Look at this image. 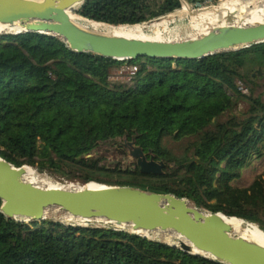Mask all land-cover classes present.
Instances as JSON below:
<instances>
[{
    "label": "trees",
    "instance_id": "trees-1",
    "mask_svg": "<svg viewBox=\"0 0 264 264\" xmlns=\"http://www.w3.org/2000/svg\"><path fill=\"white\" fill-rule=\"evenodd\" d=\"M182 7V0H86L75 11L83 18L73 16L135 26ZM121 65L138 68L129 83L110 80ZM257 66L264 69V43L203 60L119 61L73 52L48 35H0V157L83 186L172 194L264 230V173L249 188L231 186L264 140V102L236 84H254ZM239 102L248 110L222 121ZM168 138L188 140L182 155ZM119 141L164 162L163 173L137 165L125 179H100L101 160L86 156ZM2 204L0 264H220L124 231L8 219Z\"/></svg>",
    "mask_w": 264,
    "mask_h": 264
},
{
    "label": "water",
    "instance_id": "water-1",
    "mask_svg": "<svg viewBox=\"0 0 264 264\" xmlns=\"http://www.w3.org/2000/svg\"><path fill=\"white\" fill-rule=\"evenodd\" d=\"M85 1L0 0V24L17 28L19 32L14 35L36 33L57 37L73 52L119 61L139 58L203 60L264 43V23L220 27L198 38L178 42L95 32L72 20L74 11ZM129 146L141 173H163L164 162H157L154 157L148 159L133 142ZM26 167L16 168L0 157L1 211L8 219L40 222L46 220L49 211L59 210L87 223L132 226L134 231L145 233L174 232L191 245L181 243V250L194 254L195 248L202 254L194 255L220 264H264L263 246L233 235L225 215L206 212L193 206L188 199L96 183L79 189L40 188L24 180ZM91 184L97 187L92 188ZM114 230L120 229L115 227Z\"/></svg>",
    "mask_w": 264,
    "mask_h": 264
},
{
    "label": "rangeland",
    "instance_id": "rangeland-1",
    "mask_svg": "<svg viewBox=\"0 0 264 264\" xmlns=\"http://www.w3.org/2000/svg\"><path fill=\"white\" fill-rule=\"evenodd\" d=\"M183 1V7L180 11H177L168 16L158 18L143 24L144 26H149L150 28L158 27L157 30H146L144 37L146 39H159L162 41H185L189 39H194L202 36L201 31L195 29V24L201 25V29L204 28V23L208 20L207 14L213 10L223 8L229 4L245 5L250 0H198L194 3H189L187 0ZM82 6V5H81ZM80 6V7H81ZM78 7V9L80 8ZM76 9L75 11H77ZM76 16L81 17L79 15ZM198 15V16H196ZM73 16L75 20H81L88 22L87 20L80 19ZM205 16V17H203ZM83 18V17H81ZM206 18V19H204ZM196 19V20H194ZM199 21V22H198ZM6 33L3 35H9ZM2 35V36H3ZM134 66L121 65L114 68L111 71L110 80L112 82H122L129 83L132 80L129 77V70ZM252 75L255 79L254 84H249L245 81L238 80L237 87L246 96L253 95L255 98L261 97L264 102V69L261 67H254ZM248 110V105L245 102H239L235 108L226 113L221 120L226 121L231 116H240ZM166 145L170 148L176 155H182L185 148L188 145V140L175 141L172 138L166 140ZM133 149L129 146V142L119 141L117 144L102 146L96 149L94 152L89 154L91 159H100V166L104 169L98 177L102 180H111L116 182L120 178L125 179L130 170H134L137 167V159L132 156ZM150 159V158H148ZM32 169L36 173L37 185L42 188L51 187H67L70 189H78L84 187L78 179L74 181H67L52 175L49 172H40L38 169L33 167H26ZM264 173V140L259 145L258 151L254 152L248 161V165L241 171L240 177L236 178L231 182V186L236 189H246L249 188L254 181ZM79 173H77L78 175ZM40 179V180H39ZM40 181V182H39ZM95 183V182H93ZM98 184V183H96ZM88 185V184H87ZM95 185V184H93ZM101 185V184H99ZM86 186V185H85ZM106 186V185H102ZM195 206L192 202H190ZM203 209V208H201ZM204 211L208 212L206 209ZM244 223L243 228L248 226H258L255 223L247 222L236 218ZM264 223L263 217H261ZM46 220H52L65 225H72L77 227H95V228H106L114 230L115 227L107 226L103 223H91L85 224L81 220L74 219L70 215L59 211L51 210L47 214ZM122 231V230H118ZM264 233V230L261 229ZM124 232L133 234L132 230L125 229ZM147 235V237L156 242L167 244L172 247L180 248L181 242L177 240L174 234L171 232H154ZM157 235V236H156ZM235 235V233H234ZM236 236H240L237 233ZM255 242V241H254ZM259 244L258 242H255ZM261 245V244H259ZM263 246V245H262Z\"/></svg>",
    "mask_w": 264,
    "mask_h": 264
},
{
    "label": "bare ground",
    "instance_id": "bare-ground-1",
    "mask_svg": "<svg viewBox=\"0 0 264 264\" xmlns=\"http://www.w3.org/2000/svg\"><path fill=\"white\" fill-rule=\"evenodd\" d=\"M207 17H208V20L206 21V23L203 24L204 28L201 29V25L195 24V29L201 31L202 35L207 34L209 31L213 29L225 27V26H233V25L246 26V25H253L256 23H264V0H250L245 5L229 4V5L224 6L223 8L209 12L207 14ZM72 20L78 23L79 25L89 28L95 32L115 34L118 36L136 38V39H146L144 37L146 30H154V29L157 30L158 28L157 26L155 28H150L149 26H144V25L113 27V26H109V25L97 23V22H89V21L85 22L81 20H75L73 17V14H72ZM18 32L19 30L15 27H10L7 25L0 24V35L6 34V33L16 34ZM152 40L162 41L159 39H152ZM24 180L37 187H40L37 185L36 173L30 168H26V175L24 177ZM90 187L96 188L97 186L91 184ZM48 188H57V187L49 186ZM74 219H78V218H74ZM78 220H81V219H78ZM81 221L85 224H91L83 220ZM226 221L231 226L233 235L235 233V236H236L237 233H240V236L245 238L246 240L253 242V243L258 242L259 244H261V246L263 245L264 247V233L257 226H248V227L243 228L244 223L240 220H237L236 218L227 217ZM102 223L105 225H108V224L110 225V223H106V222H102ZM113 227H116L120 230H125V229L132 230L133 234H141L146 237L147 235L150 236L149 234L154 233V232L145 233L142 231L136 232L133 230L132 226H118L114 224ZM155 232H171V231H155ZM171 233L175 235V237L177 238L179 242L188 244L189 246H191L190 243H188L186 239L183 238L182 236L174 232H171ZM193 253L202 254L198 252L195 248H193Z\"/></svg>",
    "mask_w": 264,
    "mask_h": 264
},
{
    "label": "built area",
    "instance_id": "built-area-1",
    "mask_svg": "<svg viewBox=\"0 0 264 264\" xmlns=\"http://www.w3.org/2000/svg\"><path fill=\"white\" fill-rule=\"evenodd\" d=\"M137 70H138L137 67H133V68H131V70H129L130 79H131V77H133L136 74Z\"/></svg>",
    "mask_w": 264,
    "mask_h": 264
}]
</instances>
